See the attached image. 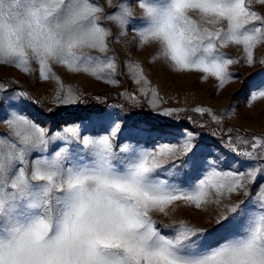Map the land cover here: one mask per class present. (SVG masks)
<instances>
[{"label":"snow or ice","instance_id":"6c2138e0","mask_svg":"<svg viewBox=\"0 0 264 264\" xmlns=\"http://www.w3.org/2000/svg\"><path fill=\"white\" fill-rule=\"evenodd\" d=\"M136 2L143 11L140 21L132 19L126 0L107 14L93 0H0V65L31 73L36 63L40 80L59 81L51 68L55 63L70 73L118 84L116 56L109 54L111 29L100 23L105 19L121 36L131 25L138 47L157 45L152 63L162 59L178 73H206L203 79L215 77L222 88L232 80L228 66L240 61L220 49L242 46L243 59L252 65L254 49L264 44V16L251 8L253 0ZM107 4L113 7L112 0ZM128 68L136 83L147 82L139 63ZM147 92L141 89L143 95ZM258 98H264V85L250 101ZM57 100L74 105L78 97L69 88L64 96L58 92ZM107 119L89 121L103 127ZM5 122L11 134H0V264H264V184L246 203H224L233 215L229 219L220 212L211 230L180 221L165 235L151 215L168 216L181 203L202 209L231 201L233 193L247 195L248 183L264 170L252 168L245 174L214 165L204 170L207 162L199 150L193 153V134L166 126L133 127L131 136L151 141V147L126 144L117 151L113 138L119 124L93 138L82 136L79 125L49 135L17 112ZM56 141L63 146L42 155ZM252 148H264V140L257 139ZM238 154L255 158L254 152ZM184 169L202 173V178L187 187L161 178H180Z\"/></svg>","mask_w":264,"mask_h":264},{"label":"rangeland","instance_id":"374dc122","mask_svg":"<svg viewBox=\"0 0 264 264\" xmlns=\"http://www.w3.org/2000/svg\"><path fill=\"white\" fill-rule=\"evenodd\" d=\"M93 2L102 6L107 14L114 12L121 0H112L113 7L108 6L107 0ZM247 2L248 0L246 4ZM126 3L133 9L132 19L140 21L143 11L136 0H126ZM251 8L264 16V3L253 0ZM100 23L111 29L112 34L108 38L109 54L115 53V79L119 83H106L103 78L97 79L84 72L70 73L64 66L55 63L51 68L55 76L60 78L59 81L53 77L46 81L40 80L39 65L36 63L32 64L34 71L31 73H24L14 66L0 65V85L4 89L0 90V134H11L5 120L13 112L32 119L38 126L44 127L49 135L64 134L65 129L79 125L82 136L97 138L109 134L107 129L110 124H119L120 130L113 138L118 151L120 146L126 144L151 147V141L131 136L129 130L133 127L166 126L175 133L182 131L193 134V153L199 150L200 159L207 162L204 170L209 165H214L218 170L245 174L252 168L264 170V148H252L257 139L264 140V98L250 101L252 93L261 90V85H264V44L254 49L252 65H248L243 59L242 46L229 45L220 49L227 56L240 61L228 66L232 80L221 88L215 77L203 79L206 73H178L162 59L152 63L158 46L152 44L138 47V37L131 25L127 29V35L121 36L120 29L113 22L101 19ZM91 54L101 55L97 52ZM130 63H139L147 82H135L134 73L128 68ZM100 75L103 77L106 72ZM69 88L78 97L77 103L60 105L57 93L64 96ZM141 89L148 90L147 95H143ZM153 92L156 93L155 99ZM21 93L27 95L22 96ZM133 95L135 100L130 99ZM197 108L205 111L202 114L196 111ZM166 110H173L172 115H162ZM213 116L218 119H213ZM90 117L108 119L100 127L91 123ZM242 140L247 143H241ZM57 144L63 146L64 142L50 144L48 152L42 155L53 153ZM233 147L235 151L232 150ZM245 151L254 152L255 158L249 159L238 154ZM191 155L192 153L188 154ZM181 159L187 160L188 157ZM161 178L187 187L193 180L202 178V173L184 169L180 178ZM261 184H264V175L258 172L256 179L247 185V195L233 193L231 201L225 200L221 205L209 204L202 209L186 207L181 203L175 210H169L168 216L158 212H152L151 215L165 235L171 234V228L180 221L211 230L215 227V219L220 212L229 216V219L233 215L223 207L224 203H246L258 195V186Z\"/></svg>","mask_w":264,"mask_h":264}]
</instances>
